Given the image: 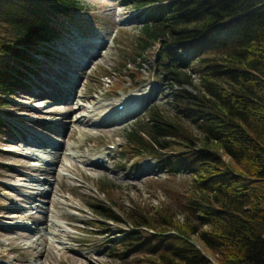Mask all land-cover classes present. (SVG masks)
<instances>
[{
	"label": "trees",
	"instance_id": "16d2710c",
	"mask_svg": "<svg viewBox=\"0 0 264 264\" xmlns=\"http://www.w3.org/2000/svg\"><path fill=\"white\" fill-rule=\"evenodd\" d=\"M127 3L145 15L136 56L157 49L153 63L173 89L177 119L150 107L124 149L164 171L190 172L191 188L180 201L187 219L175 218L171 204L153 214L134 203L123 216L131 228L111 247L137 264H264V0ZM79 8V0H0V109L26 90L41 46ZM191 69L196 91L185 86ZM7 131L0 113V136ZM96 209L120 219L110 207Z\"/></svg>",
	"mask_w": 264,
	"mask_h": 264
},
{
	"label": "rangeland",
	"instance_id": "374dc122",
	"mask_svg": "<svg viewBox=\"0 0 264 264\" xmlns=\"http://www.w3.org/2000/svg\"><path fill=\"white\" fill-rule=\"evenodd\" d=\"M79 1L81 8L70 12L57 38L41 46L40 71L0 109L9 129L0 136V264H137L110 242L131 228L123 216L134 203L153 214L171 204L175 218L188 216L180 201L191 188V173L164 171L154 158L124 149L125 136L147 120L150 107L177 119L173 89L153 63L157 49L137 57L145 15L127 0ZM191 71L193 84L185 86L196 91L199 76ZM76 77L80 96L73 101L36 95L55 89L65 96ZM132 94L139 97L136 112L104 124ZM87 108L98 112L96 123L75 124L74 115ZM180 119L198 133L188 118ZM55 141L56 152L50 148ZM97 205L120 219L98 215Z\"/></svg>",
	"mask_w": 264,
	"mask_h": 264
},
{
	"label": "bare ground",
	"instance_id": "6f19581e",
	"mask_svg": "<svg viewBox=\"0 0 264 264\" xmlns=\"http://www.w3.org/2000/svg\"><path fill=\"white\" fill-rule=\"evenodd\" d=\"M100 44H101V42H100ZM97 51L96 50H93L92 51V54L94 55V53H96ZM76 82H74V84L71 86V92H67V94L65 95V96H59V90L58 91H56L55 89L54 90H52V92H47V91H44V90H41V91H35L36 92V95L37 96H40V95H44V96H47V97H50V98H52V99H54V100H56V102H61V101H70V100H74L75 99V97L77 96V97H79L80 96V94L77 92V87H76V83L78 82V79H77V77H76ZM50 83H52L51 81H50ZM62 89H65V87L66 88H69L70 87V84L69 85H67V84H63L62 86H60ZM74 98H73V97ZM139 99V97H137V96H133V94H132V97H131V95L130 96H128V98H126L125 99V101H124V105H123V107H122V109H121V111L120 112H118V109L114 112V113H112V114H108V115H106L105 116V118L103 119V123L104 124H109L110 122H116V121H118L119 119H121V118H124L126 115H128V114H132V113H135L136 112V110H137V106H136V102H137V100ZM62 103V102H61ZM67 103V102H66ZM52 113H55V112H52ZM76 114V113H75ZM96 114H98V112H96V109L95 108H87V110H86V112H84L83 114H76V115H74L75 116V118H77V120L75 121V119H72L71 121L69 120V123L70 124H72L74 121L76 122H74L75 124H77V123H84V122H89V123H96L95 122V120H96V118L98 117V116H96ZM63 115V114H62ZM79 115V116H78ZM122 120V119H121ZM68 122V121H67ZM73 123V124H74ZM64 129H65V127H63ZM64 129H63V131H64ZM58 132H59V130H57ZM40 137H42V141H44V142H51V140H47V139H45V137H43V136H40ZM27 139L28 140H32L33 139V141H35V139H36V137H35V139H34V137H32L31 135H29V136H27ZM39 142V141H38ZM53 144H52V146H50V148L52 149V150H54V152H56V149L58 148V147H56V145L57 146H59V142H57V141H55V142H52ZM34 144V143H33ZM58 150V149H57ZM104 155H106V153H104ZM102 156V154H100L98 157H101ZM44 159V158H43ZM49 160H52V158H48ZM47 160V159H46ZM52 162H53V160H52ZM52 162H49L50 164H52ZM89 162H92V164H95L96 163V161L95 160H92V158H90V160H89ZM52 166V165H51ZM49 181V183H51V180H48ZM35 194V193H34ZM35 204V203H34ZM36 205V204H35ZM37 206H39V205H37ZM9 230V229H8ZM53 230H55V229H53ZM41 239V238H40Z\"/></svg>",
	"mask_w": 264,
	"mask_h": 264
}]
</instances>
